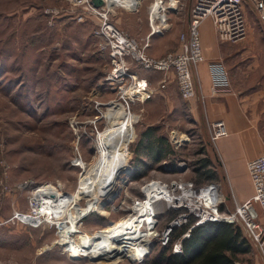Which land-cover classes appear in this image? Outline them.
I'll return each mask as SVG.
<instances>
[{
  "label": "rangeland",
  "instance_id": "374dc122",
  "mask_svg": "<svg viewBox=\"0 0 264 264\" xmlns=\"http://www.w3.org/2000/svg\"><path fill=\"white\" fill-rule=\"evenodd\" d=\"M183 1L186 8L192 3V0ZM152 4L153 0H141L137 9L119 7L114 11V24L138 40L140 46L144 43L138 37L151 32ZM68 7L62 0H0V180L5 179L11 190L0 205V220L9 221L0 226V264H143L144 260L137 261L130 253L97 251L92 241H78L83 255H70L59 246L63 236L60 227L45 221L36 228L18 219L11 220L15 211L29 213L31 188L38 185L57 187L60 183L64 193L59 191L58 195L67 199L73 214L87 208L89 199L80 192L82 168L93 163L97 134L112 122L111 118L105 119L108 104L116 100L123 103L119 100L118 88L107 84L110 61L98 50L96 25L90 20L77 22V13L67 12ZM54 9L63 11L50 14ZM188 9L179 10V15L171 17L173 27L169 25L151 42L150 55L158 53L163 57L176 49ZM245 15L247 26L250 21L259 25L250 6H245ZM258 28L263 29L260 25ZM131 72L140 77L147 75L137 66ZM162 94L145 103H130L132 114L139 119L120 150L127 159L126 168L119 176L124 181L118 179L111 196L95 195L92 202L103 203V211L108 215L91 213L83 220L80 231L98 238L112 234L123 219L136 213L134 205L144 201L143 187L151 182L169 186L174 181L194 182L196 185V164L203 158L212 161L215 178L201 183L219 186L218 191L225 200L221 213L235 212L238 200L234 199L229 184L220 180L222 173L214 155L215 144L210 141L208 123L197 120L178 95L167 102ZM123 104L128 110L127 104ZM149 126L159 129L157 136L167 137L176 155L138 182L132 180L131 166L140 136ZM172 133L180 142L178 145L171 142ZM172 164L176 165L175 171ZM25 182L34 184L22 188ZM160 205V202L156 204L158 223L154 232L157 234L175 218ZM67 217L68 213L63 212V218ZM189 225L178 227L173 235L184 228L187 233ZM153 234L144 237L145 244ZM155 240L147 256L157 244ZM246 260L242 257L237 264H245Z\"/></svg>",
  "mask_w": 264,
  "mask_h": 264
},
{
  "label": "built area",
  "instance_id": "2783aa9c",
  "mask_svg": "<svg viewBox=\"0 0 264 264\" xmlns=\"http://www.w3.org/2000/svg\"><path fill=\"white\" fill-rule=\"evenodd\" d=\"M62 1L66 2L69 6L66 8L67 12L69 10L77 13L75 17L77 22L83 23L90 19L96 20L97 29L95 35L99 39L98 50L105 54L110 61L109 72L106 76L107 84L118 88L119 100L126 103L129 109L130 103H145L156 92L165 89L171 73L175 75L179 93L183 100L191 101L198 98L199 90L194 70L206 61L200 32V27L204 21L208 19L212 20L216 36L219 42L224 44H237L248 36L245 6L252 8L264 28V0H195L190 12L188 29L179 37V50L169 52L165 56L157 58L147 54L146 50L149 47L148 41L140 46L138 40H135L114 24L112 21L115 14L114 11L120 6H110L107 0H102L103 6L101 7H96L93 4V0ZM140 4L135 9L139 8ZM154 6H159L158 14L160 17L154 18L152 16ZM179 8V0H153V4L150 7L152 34H163L169 28L168 14L177 13ZM60 11H63V9H54L50 14L57 15ZM152 22L156 24V29L153 27ZM135 66L146 72L161 73L163 80L159 88H151L146 80L139 78L135 72H131ZM210 69L212 76V95L218 96L232 92L226 69L222 65H212ZM208 125L210 141L213 144H216L221 138L229 135L227 127L222 121L209 123ZM172 136L174 138V140L172 138L173 142L175 145H178L180 142L176 140L177 138L174 136V133H172ZM248 173L254 191L253 196L249 200L237 204L235 212H229L227 215L220 211V207L225 200L222 198V200H211L210 198V196L212 197L211 188L218 187L217 185L196 186L194 182L177 183L174 181L172 185L178 186V190H175L177 197L184 196L186 189L194 194L190 195V193L187 199H183L179 208H165L166 211L174 214L175 218L160 234H157V243L163 247L172 245L173 254H181L183 252V242L191 237L193 229L207 223L226 222L236 224L241 222L253 236L260 248H263L264 227L258 222L256 208L259 207L264 212V152L258 158L248 163ZM32 184L34 183L30 182L29 184L25 182L21 187L23 188ZM60 185V183L57 187L48 185V188H57L61 191L62 186ZM43 186L38 185L32 187L31 195L29 196V213L34 215L38 214V221L29 223L26 221L27 218H25L27 215L17 211L14 212L11 220L18 219L23 224L38 228L45 221L48 222L51 219L49 215H44L42 212L43 208H46L45 205L48 204L43 203V198H48L46 193L44 197L40 196L39 193ZM10 192L11 190L8 184L2 178L0 180V205ZM139 202L135 203L134 208L136 204H140ZM38 211L42 214H39ZM46 218L47 220H45ZM155 219L157 225L158 219L157 217ZM8 222L0 220V226ZM186 224H190L189 231L183 234L178 240L172 242L173 231ZM66 253L68 252L66 251ZM148 253L149 249L137 261H143ZM69 254L71 255V253Z\"/></svg>",
  "mask_w": 264,
  "mask_h": 264
},
{
  "label": "crops",
  "instance_id": "0c3cea01",
  "mask_svg": "<svg viewBox=\"0 0 264 264\" xmlns=\"http://www.w3.org/2000/svg\"><path fill=\"white\" fill-rule=\"evenodd\" d=\"M179 1L180 12L189 8L183 28L186 32L195 0H192L187 8L183 0ZM180 12L170 13V16L168 14L170 27H173V23H170L171 17L179 15ZM90 21L97 26L96 20L90 19ZM258 23L263 28L259 20ZM259 25L255 21H250L248 36L243 41L237 44H224L219 42L212 20L204 21L200 32L206 61L194 70L199 90L198 98L191 101L183 100L173 73L169 75L166 88L152 96L153 98L163 93L162 95L169 102L170 98L178 95V98H181L190 108V112L197 120L206 124L218 121L225 123L229 135L215 144L214 155L216 154L219 170L222 173L220 180L224 181L225 185L229 184L234 199L240 203L249 200L254 193L248 173V163L264 152V28L260 30ZM185 26L186 30H184ZM161 35L152 34L151 29L149 34H142L138 37L144 44L149 42L146 50L149 56L161 57L158 53H153V56L148 53L151 42ZM179 37L176 49L171 52L179 50ZM212 65H222L226 69L232 92L218 96L212 95L210 69ZM138 77L146 80L154 89L159 88L163 80V75L161 76L158 72H147L146 77L139 75ZM173 140L171 139V142ZM238 202L237 204H240ZM256 209L258 222L264 227V212L259 207ZM262 247L261 250L259 245H254L252 252L243 256L245 260L247 259L245 264H264V242Z\"/></svg>",
  "mask_w": 264,
  "mask_h": 264
},
{
  "label": "bare ground",
  "instance_id": "6f19581e",
  "mask_svg": "<svg viewBox=\"0 0 264 264\" xmlns=\"http://www.w3.org/2000/svg\"><path fill=\"white\" fill-rule=\"evenodd\" d=\"M107 1L110 6L129 8L127 10L135 9L141 3V0ZM123 1H125V4ZM158 9L159 6L153 7L152 16L154 18L160 17ZM152 23L156 29V24ZM108 106V115L105 116V119L111 118L112 122L97 134V154L93 163L82 168L83 175L81 176L80 192L89 199L87 208L81 213L73 214L68 208L67 199L58 195L60 190L48 188V185H44L39 193L42 197L46 193L48 198H43V203L48 204L45 205L46 208H43L42 212L51 218L48 222L62 229L63 236L59 246L63 247L64 252L83 255L82 246L78 241H81V243L92 241L96 243L95 249L97 251L116 252L117 255H122L126 252L132 254V257L138 260L147 253L149 246L157 237V233L154 232L156 227L155 218L157 217L156 204L160 202L164 208H179L182 200L187 199L191 192L186 189L184 196L177 197L175 190L178 189V186L176 185L171 184L169 186L155 182L144 185V187L142 186L145 196L144 201L140 202L139 205L136 204V213L123 219L120 225L115 226L112 234L101 235L98 238L91 233L80 231L83 228V220L91 213L99 212L104 216L108 215L103 211V203L92 201L96 198L95 195L97 193H101L103 197L109 196L113 192L118 179L124 181V178L119 176L122 170L126 168L127 159L125 154H120V150L128 142L131 128L139 119L138 116L132 114L131 109L127 110L124 104L118 100L110 102ZM60 192H63L62 189ZM211 192V200H222L218 187L211 188ZM193 194L192 192L190 195ZM63 212L68 213L67 218H63ZM38 213L42 214L40 211ZM25 215H27L25 218H27L26 221L29 223H35L39 219L38 214L26 213ZM78 233L81 234L77 236ZM152 233L154 234L149 242L145 244L144 237Z\"/></svg>",
  "mask_w": 264,
  "mask_h": 264
},
{
  "label": "trees",
  "instance_id": "16d2710c",
  "mask_svg": "<svg viewBox=\"0 0 264 264\" xmlns=\"http://www.w3.org/2000/svg\"><path fill=\"white\" fill-rule=\"evenodd\" d=\"M158 131V128L149 126L142 132L135 149L134 165L131 166L132 180L140 182L156 166L176 155L167 138L156 135ZM212 165L209 158L197 162V186L204 185V182L201 183L204 180L213 181L215 172ZM175 167L172 164L174 171ZM186 229L176 230L172 242L181 238ZM254 245L257 243L253 236L239 223H207L192 230L191 237L183 242L181 254H173L172 245L163 247L157 243L151 247L150 255L144 258L143 264H237L244 255L252 252Z\"/></svg>",
  "mask_w": 264,
  "mask_h": 264
},
{
  "label": "water",
  "instance_id": "95a60500",
  "mask_svg": "<svg viewBox=\"0 0 264 264\" xmlns=\"http://www.w3.org/2000/svg\"><path fill=\"white\" fill-rule=\"evenodd\" d=\"M93 4L96 7H101V6H103V1L102 0H93Z\"/></svg>",
  "mask_w": 264,
  "mask_h": 264
}]
</instances>
